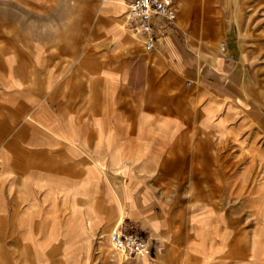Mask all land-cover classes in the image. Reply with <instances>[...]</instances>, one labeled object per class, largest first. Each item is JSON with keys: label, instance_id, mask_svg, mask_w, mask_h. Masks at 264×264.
Here are the masks:
<instances>
[{"label": "rangeland", "instance_id": "obj_1", "mask_svg": "<svg viewBox=\"0 0 264 264\" xmlns=\"http://www.w3.org/2000/svg\"><path fill=\"white\" fill-rule=\"evenodd\" d=\"M123 1L0 0V113L8 101L20 119L97 117L95 134L77 132L84 162L51 169L64 188L46 163L14 179L0 163V264H177L170 246L198 264H264V0H174V30L152 51L139 34L124 42ZM217 53L239 60L237 85L201 77L200 56ZM38 138L25 148L74 159ZM120 220L149 237L147 253L112 247Z\"/></svg>", "mask_w": 264, "mask_h": 264}, {"label": "crops", "instance_id": "obj_2", "mask_svg": "<svg viewBox=\"0 0 264 264\" xmlns=\"http://www.w3.org/2000/svg\"><path fill=\"white\" fill-rule=\"evenodd\" d=\"M115 1L117 2L115 4L117 7H123V0ZM186 7L187 11H192L193 13V9H191L190 5ZM233 17L235 19L242 18V11L235 10ZM120 27H122V25ZM122 38L124 39V42L126 44L131 43L135 45L138 43V41H140V38L134 33L129 36L125 33H122ZM160 41L161 40L157 42V46L160 44ZM200 57L201 58L199 66H202L200 72L201 77H203L204 81L210 82L215 86H235L237 85L239 78L241 80L244 76L243 69H241L238 65L239 60H237V58L233 56H221L217 53L216 55H204ZM188 93L189 91L186 89L181 90V96L183 98H186L188 96ZM9 104L10 103L8 101L3 103V110L0 113V163L2 164L1 167H5L7 170H9L11 174H15V177L12 176L14 179L18 177L20 170L32 171V169L35 170V167L32 164L46 163V165L43 167V170L45 171L46 175L45 177L49 181H51V183L58 182L59 179V182L62 183L61 186H63L65 178H62V176L58 175L57 173H51V169L53 167L54 171H56L57 169L60 170L64 167V164H67L68 162H71V164H76L75 169H77V165L84 162L83 157L81 155L78 156L77 151L75 150V147H77V132L87 130V132L90 133V137L95 134V131L97 130V124L94 121L97 118L95 116L96 114L93 112L92 109H90L88 117V119L90 120V124L86 123V126H84L82 123L78 124L77 119L71 120L68 123L66 118H63V116L55 117L50 113H48V115H43L38 112H35V109L33 108H31L27 112V119H23L22 117V119H20V110L17 109V107H11ZM37 119L40 121L38 122ZM35 122L37 124H40V126L42 127L36 126ZM20 123L21 125H23L21 127H18V124ZM10 130L16 131L15 133H12V136L9 141L4 144V146H2V142L6 139V135L9 133ZM38 137H42V140L48 143V147L61 146L63 147V152L69 151L73 153L74 159H72L71 161H67V157L62 158V156L59 157V155L55 156L51 154L50 149L45 150V153L46 151H48L47 154H41V151L40 153H37L36 151H34L33 148H25V146L34 144L35 140L39 139ZM90 161L93 162L94 160L90 159ZM99 169L102 171V173H104V170L101 167H99ZM36 171L41 172V170L38 169L35 170V172ZM95 173L96 172L93 169H90L88 173V179L94 178ZM24 178H27V175L24 176ZM25 185L26 179L22 178L17 185L12 182L9 183V190L12 194L18 195L23 193L22 189ZM106 186L110 189L111 193L116 196L119 202L117 217L120 215V213L125 212L122 217L123 220V218L127 216L128 210L123 205L121 197L117 194L115 188L108 179ZM62 188H64V186ZM14 197L16 204H18L19 198L17 196ZM176 251L180 253L177 260V264H198L196 259L191 260L190 255L188 253L183 254V252L180 251L178 247H169V258H171V256H173L174 252ZM164 264H171V261L165 262Z\"/></svg>", "mask_w": 264, "mask_h": 264}, {"label": "built area", "instance_id": "obj_3", "mask_svg": "<svg viewBox=\"0 0 264 264\" xmlns=\"http://www.w3.org/2000/svg\"><path fill=\"white\" fill-rule=\"evenodd\" d=\"M127 26L142 37L146 51L156 47L158 33L169 34L174 30L177 9L174 0H126ZM221 49H224L221 46ZM112 247L127 257L145 254L150 248L147 235L136 230L131 223L121 222L109 234Z\"/></svg>", "mask_w": 264, "mask_h": 264}, {"label": "bare ground", "instance_id": "obj_4", "mask_svg": "<svg viewBox=\"0 0 264 264\" xmlns=\"http://www.w3.org/2000/svg\"><path fill=\"white\" fill-rule=\"evenodd\" d=\"M135 34V33H134ZM119 219V218H118ZM122 222V220L118 221L114 226L113 229H115L120 223Z\"/></svg>", "mask_w": 264, "mask_h": 264}]
</instances>
